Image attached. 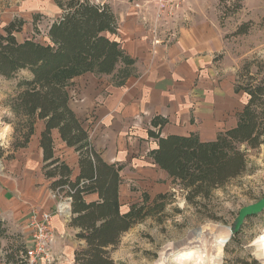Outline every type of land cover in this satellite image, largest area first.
<instances>
[{
	"label": "trees",
	"instance_id": "1",
	"mask_svg": "<svg viewBox=\"0 0 264 264\" xmlns=\"http://www.w3.org/2000/svg\"><path fill=\"white\" fill-rule=\"evenodd\" d=\"M53 1L60 14L48 25L45 42L33 36L19 41L15 34L19 29L14 21L0 30V76L8 79L26 70L9 100L14 115L8 121L13 126L11 149L25 148L36 122L43 120L45 128L40 133L39 144L44 177L50 180L49 187L56 197L70 199L69 226L78 228L76 236L86 245L75 251L74 262L112 264L107 247L116 245L122 232L151 213L152 209L146 207L149 195L143 193L140 202L126 206L120 201L119 172L123 165L106 163L93 150L87 129L68 105L66 88L74 76L83 72L110 74L120 62L128 67L134 60L112 37L117 33L118 20L109 3ZM247 29V23H242L234 33L243 34ZM245 71L249 72L248 67ZM234 86L236 91L244 92L246 102L236 114L235 125L220 131L214 139L200 140L195 132L161 136L159 131L167 119L157 116L151 122L156 131L147 130L156 139L155 147L149 151L153 163L172 182L180 184L190 204L197 202L196 197L207 198L213 188L245 170V153L240 144L264 145V75L258 78L250 74L244 84L237 78ZM55 128L66 145L79 153L80 170L75 177H71L72 170L63 160L53 156L50 133ZM88 193H96L98 198L87 202ZM165 194L158 193L155 199L163 200ZM123 206L125 210L121 209ZM159 208L162 210V205ZM239 229L230 235L231 239ZM3 231L0 226V237ZM11 247L10 243L2 246L6 264H26L22 255L27 246Z\"/></svg>",
	"mask_w": 264,
	"mask_h": 264
},
{
	"label": "crops",
	"instance_id": "2",
	"mask_svg": "<svg viewBox=\"0 0 264 264\" xmlns=\"http://www.w3.org/2000/svg\"><path fill=\"white\" fill-rule=\"evenodd\" d=\"M110 3L118 20L117 33L112 37L134 63L126 67L120 62L110 74L83 72L66 88L68 105L87 129L90 145L100 158L109 164L133 158L140 166L139 158L149 157L150 148L156 145V139L147 134L148 129L156 131L151 124L156 116L167 119L159 131L161 136L195 132L204 141L235 125L243 105L235 109L233 95L241 91H236L234 83L225 77L222 65L218 67L216 54L221 52L223 42L213 20L188 13L169 26L155 25L151 3L146 4V11H137L128 0H121L120 7L113 0ZM228 115L233 116V123L219 132L215 130ZM44 128L43 120L37 121L27 146L11 150V163L0 168V226L4 229L0 264H6L2 259L3 241L15 237L28 243V215L52 210L60 198L51 191L50 180L41 168L39 137ZM50 134L53 156L63 160L75 177L80 170L78 151L66 145L57 128ZM97 198L96 193L85 195L87 202ZM60 225L59 216H54L55 233Z\"/></svg>",
	"mask_w": 264,
	"mask_h": 264
},
{
	"label": "rangeland",
	"instance_id": "3",
	"mask_svg": "<svg viewBox=\"0 0 264 264\" xmlns=\"http://www.w3.org/2000/svg\"><path fill=\"white\" fill-rule=\"evenodd\" d=\"M90 1L111 5V0ZM113 1L120 7L121 0ZM128 1L137 11H146V4L151 3L149 10L154 14L155 25L169 26L181 17L185 19L188 13L213 20L223 42L216 61L218 67L222 65L225 77L234 84L238 78L244 84L250 74L258 78L264 75V0H171V3L162 4L158 0ZM57 7L53 0H0V30L14 21L19 29L15 32L19 41L33 36L45 42L48 25L60 14ZM110 7L113 10L112 5ZM242 23H247L246 33H234ZM25 75L26 70L23 69L8 79L0 76L1 169L11 163L8 156L11 155V142L14 140L13 126L8 124L14 118L9 100L15 95L17 81ZM233 98L235 109L246 102L242 91H234ZM231 123L233 116L228 115L215 130L219 132ZM239 146L245 153V170L222 186L213 188L207 198L196 197L197 202L192 204L185 199L179 183L172 182L164 171L150 164V156L140 157V166L133 158L123 159L120 170L121 201L124 206L140 202L143 193H146L149 195L146 207L152 210L147 217L122 232L116 245L107 247L112 264H170L182 253L196 248L206 249V254L211 256L214 253V236L218 234L216 248L220 251L219 264H264L259 242L264 234V210L246 217L235 238L230 237L222 247L227 238L225 227L234 225L239 209L264 198V145L249 147L242 143ZM158 193H166L163 200L155 199ZM66 201V197H60L56 203L63 207L61 213L55 214L59 216L62 228L59 232L56 229L52 261L45 260L39 264H75V251L86 246L76 236L75 228L66 225L71 217ZM161 205L162 210L159 208ZM124 206L121 209L125 210ZM8 243L12 244V249L28 245L24 239L15 237L3 241V244Z\"/></svg>",
	"mask_w": 264,
	"mask_h": 264
},
{
	"label": "built area",
	"instance_id": "4",
	"mask_svg": "<svg viewBox=\"0 0 264 264\" xmlns=\"http://www.w3.org/2000/svg\"><path fill=\"white\" fill-rule=\"evenodd\" d=\"M158 2L171 3V0H158ZM62 209L63 207L58 203L52 210L32 211L29 215L27 223L30 231L29 244L22 255L26 264L52 261V247L56 236L53 219L55 214L61 213Z\"/></svg>",
	"mask_w": 264,
	"mask_h": 264
},
{
	"label": "bare ground",
	"instance_id": "5",
	"mask_svg": "<svg viewBox=\"0 0 264 264\" xmlns=\"http://www.w3.org/2000/svg\"><path fill=\"white\" fill-rule=\"evenodd\" d=\"M226 229V228H225ZM216 234V233H215ZM219 235V234H218ZM214 236V253L211 256H208L205 250L199 248L194 249V251H186L182 253L179 258L174 259L170 264H219L220 262V251L216 248V243L219 239V236ZM211 238V237H210ZM226 240V239H225ZM224 240V241H225ZM261 254L264 257V234L259 238ZM224 244V243H223ZM223 247V245H222ZM221 247V248H222Z\"/></svg>",
	"mask_w": 264,
	"mask_h": 264
},
{
	"label": "water",
	"instance_id": "6",
	"mask_svg": "<svg viewBox=\"0 0 264 264\" xmlns=\"http://www.w3.org/2000/svg\"><path fill=\"white\" fill-rule=\"evenodd\" d=\"M264 210V198L259 199L252 204L245 205L239 209L238 216L235 219V223L233 226L225 227L227 229V238L224 241V244L230 239V235L238 231L239 227L241 226L243 220L248 216H253V214H258ZM223 244V246H224ZM215 243L213 244V247Z\"/></svg>",
	"mask_w": 264,
	"mask_h": 264
}]
</instances>
